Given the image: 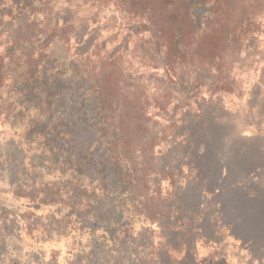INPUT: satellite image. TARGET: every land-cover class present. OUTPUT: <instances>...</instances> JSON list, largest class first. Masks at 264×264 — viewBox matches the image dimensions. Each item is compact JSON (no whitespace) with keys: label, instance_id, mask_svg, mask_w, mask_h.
Listing matches in <instances>:
<instances>
[{"label":"trees","instance_id":"trees-1","mask_svg":"<svg viewBox=\"0 0 264 264\" xmlns=\"http://www.w3.org/2000/svg\"><path fill=\"white\" fill-rule=\"evenodd\" d=\"M74 1L138 21L140 33L163 55L161 65L177 93L195 99L205 83L196 80L188 89L183 71L205 72L232 54H237L232 64L243 63L238 56L262 48L264 0H0V116L18 136L13 145L0 144V172L17 185L23 217L34 218H26L15 239L21 250L1 247L0 236V253L10 255L7 264H58L63 250L62 264H91L94 256L104 257L105 264H137L141 250L157 251L139 240L146 227L164 224L173 234V225L180 224L176 243L152 262L147 258L153 254L145 253L138 264H171L176 252L182 256L173 264H201L193 238L200 216L189 215L178 201L183 183L201 194L208 190L201 182V155H192L193 129L213 120L203 109V116L191 118L181 112L176 130L192 134L178 130L173 144L158 151L162 141L144 144L140 91L125 88L117 61L78 55L51 22L61 6ZM177 152L184 159L172 168L176 173H162L167 155ZM185 169L196 175L186 176ZM167 203L180 213L164 223ZM48 252L51 261L45 262ZM3 254L0 264L7 262Z\"/></svg>","mask_w":264,"mask_h":264},{"label":"rangeland","instance_id":"rangeland-1","mask_svg":"<svg viewBox=\"0 0 264 264\" xmlns=\"http://www.w3.org/2000/svg\"><path fill=\"white\" fill-rule=\"evenodd\" d=\"M51 22L62 29V38L71 42L78 55L95 60L108 56L117 61L116 67L126 76L123 81L125 88L132 92L140 91L146 112L147 130L141 133L145 137L144 144L156 138V141H162L157 144L158 151L159 147L173 144L178 130L195 133L192 155L196 153V158L199 153L201 155L197 162L204 173L201 182L208 190L201 194L191 183H183V194L178 203L189 215L200 216L195 218L197 231L193 234L197 239L198 262L264 264V27L262 48L250 55L238 56V61L245 60L243 63L232 64L237 57V54H232L205 72L191 70L181 73L188 89L196 80L205 83L195 99L177 93L161 65L163 55L156 52L149 36L140 33L138 21H128L123 13L102 5L99 9L85 1H74L61 6L56 12V20ZM212 97L216 104L210 105L208 101H212ZM176 107H179L178 111H175ZM201 109L206 111L205 116H211V125L204 128L200 123L193 132L188 128L176 130L180 125L181 112L191 118L199 116ZM3 121L0 116V144L8 142L13 145L18 136L9 131ZM167 156L160 171L175 172L172 168L179 167L184 157L179 152L175 156ZM186 156L190 157V154ZM152 165L148 167L153 169ZM163 167L168 169L163 170ZM185 173L190 177L196 175L188 169ZM12 181L6 172H0V236L4 240L1 247L21 250L15 239L19 232L24 231L26 218H34L29 213L23 217L25 211L20 206L23 199ZM167 185L168 181L164 180L163 193ZM170 205L167 203L169 216L162 219L164 223L168 222L167 218L171 222L179 218L180 211L176 207L170 208ZM219 217L222 222H219ZM150 226L140 233L139 240H145V245H152L157 251L155 254L152 248L150 251L149 248L141 250L138 263L146 260L145 253L153 254L147 258L148 261H155L157 253L176 243L178 233L184 229L180 224L177 227L173 225L172 234L164 224L161 228L157 224ZM238 237L241 241L235 239ZM65 253V250L58 253V264L64 262ZM181 256V252L173 254L171 264ZM3 257L6 264L11 259L7 252ZM50 261L48 252L45 262ZM91 264H105V259L94 256Z\"/></svg>","mask_w":264,"mask_h":264}]
</instances>
